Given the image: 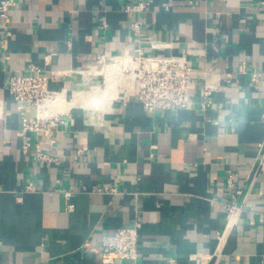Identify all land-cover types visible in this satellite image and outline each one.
<instances>
[{
    "label": "crops",
    "instance_id": "obj_1",
    "mask_svg": "<svg viewBox=\"0 0 264 264\" xmlns=\"http://www.w3.org/2000/svg\"><path fill=\"white\" fill-rule=\"evenodd\" d=\"M13 1L0 15V264H105L103 237L137 220L138 258L115 264H195L196 252L215 255L209 264H264V0ZM139 1L148 7L126 9ZM153 40L194 66L188 109L147 110L129 78L98 105L25 130L12 75L39 65L58 72L55 94L102 89L114 63L102 55L154 51ZM210 68L225 89L207 95Z\"/></svg>",
    "mask_w": 264,
    "mask_h": 264
},
{
    "label": "built area",
    "instance_id": "obj_2",
    "mask_svg": "<svg viewBox=\"0 0 264 264\" xmlns=\"http://www.w3.org/2000/svg\"><path fill=\"white\" fill-rule=\"evenodd\" d=\"M147 1H139L127 5L128 11H143L148 7ZM14 6L13 0L0 1V15L3 19H8L10 9ZM140 22L133 25V30L138 32ZM10 31L6 33L7 36ZM1 43V42H0ZM148 52L144 47L136 49V53H125L119 57L109 58L101 56L103 64L115 62L120 58H127L130 65L124 69L127 79L135 78L137 80V91L135 99L142 103L144 107L153 112L157 109H188L191 106L190 90L194 82L196 70L185 54L180 53H160L162 49L171 48L172 43L153 40L150 41ZM205 85L204 93L212 95L215 91L225 89V86H217L213 69L204 71ZM261 73L252 72L253 80H258ZM58 76L56 71H48L39 65H32L26 73H17L10 77L8 88L16 102L23 108L40 104L47 99L53 98L56 94L50 88V83ZM231 79L228 80L230 82ZM211 100L203 102V107L209 106ZM24 116L25 130H41L42 123L39 121L40 116L30 117L25 111ZM53 124L50 123V125ZM31 145L27 140L25 148ZM38 156L42 159L52 160V158L43 153L38 146ZM227 184L230 188L236 185L234 174L227 178ZM105 190L114 191L115 188L107 187ZM243 194L241 189L236 191L235 199L228 204V211L235 215L240 210V195ZM66 197L72 196V191H65ZM73 205L70 206L73 209ZM264 222V218L261 219ZM142 223L137 220L132 226H124L116 229L115 232L106 234L102 239L101 253L105 264H115L120 260H135L139 255L140 229ZM221 238V237H220ZM92 250H95L91 247ZM215 255L204 252H196L191 255L195 264H209ZM168 264H178L177 259L170 257Z\"/></svg>",
    "mask_w": 264,
    "mask_h": 264
},
{
    "label": "bare ground",
    "instance_id": "obj_3",
    "mask_svg": "<svg viewBox=\"0 0 264 264\" xmlns=\"http://www.w3.org/2000/svg\"><path fill=\"white\" fill-rule=\"evenodd\" d=\"M129 65L130 61L127 58H120L112 65L107 66L104 70L107 82V86L105 88L100 89L98 87H92L89 90L73 92L71 94H68L65 90H62L58 92L53 98L47 99L40 104L26 106L25 113L30 117H38L42 116L43 114L56 115L57 113L65 112L66 109L74 105H98L104 100V98L111 97L113 95L112 93L115 91V89H118L117 84L119 86L124 84L127 76L123 71Z\"/></svg>",
    "mask_w": 264,
    "mask_h": 264
}]
</instances>
